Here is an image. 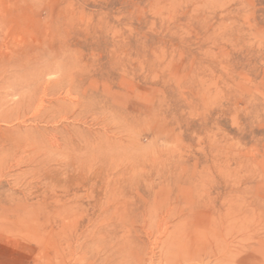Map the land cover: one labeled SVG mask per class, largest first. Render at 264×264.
<instances>
[{"label": "rangeland", "instance_id": "rangeland-1", "mask_svg": "<svg viewBox=\"0 0 264 264\" xmlns=\"http://www.w3.org/2000/svg\"><path fill=\"white\" fill-rule=\"evenodd\" d=\"M0 264H264V0H0Z\"/></svg>", "mask_w": 264, "mask_h": 264}]
</instances>
